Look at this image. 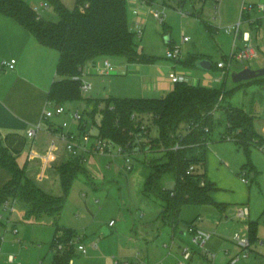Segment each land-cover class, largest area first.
Returning <instances> with one entry per match:
<instances>
[{
	"label": "rangeland",
	"instance_id": "obj_1",
	"mask_svg": "<svg viewBox=\"0 0 264 264\" xmlns=\"http://www.w3.org/2000/svg\"><path fill=\"white\" fill-rule=\"evenodd\" d=\"M25 1L33 6L44 0ZM243 1L127 0L129 24L133 31L139 17L142 16V22L146 24L142 40L135 37L138 47L154 55L155 60L138 63L118 56L96 59L84 66L82 79L91 83L92 88L88 91L81 90L83 97L134 96V91L142 81L140 77L130 75L132 71L142 72L138 66L144 64L146 68L151 67L150 76L155 84L157 76H169L172 66L176 65L180 74L201 77L202 85L213 88L225 86L233 91L223 103L240 107L252 114L254 128L264 136V83L256 80L258 77L240 82H235L232 78L234 71L246 66L264 67V18L259 27L256 24H247L245 20L241 25L243 31L251 32L255 41L262 40L260 56L243 62L234 60L226 77L223 69L217 67V62L231 54L235 37L229 28L239 21ZM62 2L69 9L76 6V0ZM257 2L264 4V0ZM134 9L140 14L135 13ZM43 16L51 21H58L60 18L51 3L49 9L43 10ZM159 16H163L164 20L161 21ZM168 33L172 39L170 44L164 39ZM185 37L188 40L185 41ZM243 44L244 41H237L238 46ZM175 46H182L183 56H186L178 63L167 57V51ZM203 58L212 61L211 69L206 70L197 64L186 63L188 59H195L197 62ZM105 60H110L115 65L109 75L103 74L101 70ZM122 63L128 65L130 73L118 70ZM216 77L223 80L215 81ZM150 80H145L147 87ZM149 95L151 94L147 96ZM61 105H64L66 111L54 114L49 119L60 131L63 128L65 131L78 132L81 119L73 114L79 110L83 114L84 124L86 123L83 132H89L93 138L98 135L96 122L100 121L101 113L96 114V110L103 107L101 102L83 98L66 101ZM214 120L215 127L207 146V158L209 175L215 179L220 177L221 189L217 188L216 195L213 196L226 197L230 202L226 203L225 210L220 209L214 201L186 204L176 224L171 223L169 218L163 221L159 206L146 203L140 196L149 171L144 166L145 159H166L154 144L155 136L158 135L156 126L148 130L150 138L133 137L130 147L138 151L133 158V170L126 168L123 157L118 153V144L112 146L111 153H94L82 160L81 153L72 155L68 152L66 143L60 139L58 133L53 137L45 136V142H48L45 150H38L35 144L34 149L27 155H21L18 162L26 167L27 174L45 191L65 195L63 210L58 218L45 216L43 221L31 222L21 216L23 208L17 202L13 208L5 209L3 206L0 210L3 216L0 219V264H54L56 249L52 248V243L56 223L76 230L75 249L78 252L71 264H118V260L122 264L123 261L131 262L135 258L145 260L148 257L157 264H179L181 257L177 247L184 243L192 244L195 250L191 264H264V148L251 145L247 150L233 135L221 139V132L224 133L227 124L223 109L215 112ZM57 155L62 161H78L84 167L67 192H64L61 184L60 166L55 161ZM217 155L224 159L228 169L219 170ZM253 167L257 170L256 176H253ZM196 168L197 171L204 170L201 164L196 165ZM242 176L248 177L250 182H242ZM157 183L166 188L175 186L170 172L161 173ZM146 195L153 201H161L158 195L149 191V187ZM244 205L250 208V218H236L237 209ZM198 215L194 225L212 234L204 247L193 244L189 232L181 233L189 227L187 221ZM112 219L116 224L110 226ZM251 221L256 224L257 240L253 243L249 256L233 263L231 258L241 251L233 236L236 232H248ZM105 227L111 231L107 233ZM173 233L176 245L169 252V248L163 244L165 241L171 242ZM81 242L87 247L86 253L77 249ZM11 255L14 256L13 260Z\"/></svg>",
	"mask_w": 264,
	"mask_h": 264
},
{
	"label": "trees",
	"instance_id": "obj_2",
	"mask_svg": "<svg viewBox=\"0 0 264 264\" xmlns=\"http://www.w3.org/2000/svg\"><path fill=\"white\" fill-rule=\"evenodd\" d=\"M48 1L59 14L58 21L37 18L25 0H0V12L17 20L41 44L59 51L57 73L60 78L53 82L49 91L51 103L56 105L83 98L98 100L103 104L96 110V114L101 113L100 121L96 122L98 135L124 146H130L134 136L150 138L148 130L157 127L154 144L166 159L149 157L146 160L149 171L143 191L146 194L149 187V191L161 199L164 220L169 218L176 224L184 205L213 202L210 195L213 186L206 180L205 171H197V168L193 172L187 171L191 165L205 167V147L215 127L217 110L223 109L227 123L221 139L233 135L247 150L251 145L264 148V136L254 128L253 115L240 107L223 103L233 94L225 86L213 88L182 81L160 97H83L81 78L89 61L118 56L129 62L148 63L154 61L155 56L139 49L135 32L129 24L127 0H76L73 9L67 8L62 0ZM186 63L196 64V61L188 59ZM77 76L79 78H75ZM256 80L264 83V76ZM222 94V101H219ZM84 121L79 122L80 130L85 129ZM177 143L179 146L174 148ZM0 166L8 168L12 174L0 188V210L6 201L16 200L27 221L40 222L45 216H60L65 195H55L38 185L1 137ZM81 169L84 167L78 161H66L60 165L64 192L70 189ZM168 172L175 180L173 188L157 183L161 173ZM196 219L187 222L194 224ZM249 234L254 243L257 240L256 224L252 221ZM76 237L74 228L55 224L54 264H71L78 252ZM1 243L0 236V246Z\"/></svg>",
	"mask_w": 264,
	"mask_h": 264
},
{
	"label": "crops",
	"instance_id": "obj_3",
	"mask_svg": "<svg viewBox=\"0 0 264 264\" xmlns=\"http://www.w3.org/2000/svg\"><path fill=\"white\" fill-rule=\"evenodd\" d=\"M249 1L251 2H247L246 0H244L243 5L245 3H258L257 1H260V0H249ZM240 4L241 2L239 3V8H240ZM243 5L241 8H243ZM137 14H140V13H137ZM248 15H251L253 18L260 17V14L258 12H252L251 14L249 13ZM138 21L142 22V16L138 18V20L136 21V24ZM246 23L251 24L248 21H246ZM261 24H262V18L258 20L256 25L257 27H259ZM134 28H136V25L134 26ZM145 29H146V24H144V31ZM170 37H171V34H170ZM253 42L254 44L258 45L260 48L262 47V40L255 41L253 39ZM170 43H172V41ZM170 43H167V44H170ZM59 57H60V53L58 50L41 44L36 39V37H34V35H32L17 20L0 12V137L3 143L17 157V160L21 159V155L29 154L31 152V149H34L35 144H37L38 150H42V151L45 150V148L48 145V142L47 143L45 142V139H46L45 136L53 137L57 133L59 134L60 132L58 131L57 126L52 121L50 120L43 121L44 111L50 106L49 104L50 101L48 100L49 91L52 87L53 82L57 80L58 78H60V76L57 73V65H58ZM184 57L186 56H182L180 58L181 60L177 59L174 61L178 63L182 61ZM13 58L16 59L14 68L11 69L8 67H2L1 65L2 60L4 59L10 60ZM95 60L89 61L88 63L85 64V66ZM114 66L115 65L113 64V67L109 71V73H105L104 67H102L101 70L103 71V74L109 75L112 73ZM139 67H141L142 72L140 73L138 71L137 73L135 71L136 72L135 73L132 71V74L130 76L136 77V78L140 77L142 82H141V85L137 87L136 90L134 91L135 95L131 97L164 96L167 94L169 90H171L175 86L174 85L175 83L172 80H170L169 76H163V75L157 76L155 80V84H153L154 80L150 76L151 67L146 68L144 64L142 66H138L137 68ZM118 70H120L121 72L122 71L128 72L129 71L128 65H124L122 63V65H119ZM171 70L178 71L176 65H173ZM146 78L151 79L149 87H147L146 85L147 84L145 82ZM192 78H194L195 81L197 80V83H200L202 80L201 77H198V78L192 77ZM216 78H220V77H216ZM216 78H215V81H218V82L221 81V80H216ZM218 87H221V86H218ZM148 94H151V95L147 96ZM40 121H43V129L38 132L37 136L34 139H30L28 137V129L32 125ZM81 131L83 130H80L79 125H78V132H81ZM210 140H211V136L205 147L206 163H205L204 171L206 173V180L209 183H211V185L213 186V188L210 190V195H211L212 200L215 202V204L219 205L220 209L225 210L226 203H229L230 199L226 197H222L220 195L214 198V196L216 195L215 190L217 188L221 189V187H219L220 177H217L215 179V177L209 175V160L207 158V146ZM37 141L38 143H36ZM53 141H55V139ZM91 155L92 154L86 155V159L88 156H91ZM147 159L148 157L145 159L144 162H146ZM217 159H218L217 162L219 165V170L228 169L227 163L224 161V159L220 155H217ZM55 161L58 163L57 166H60L62 163L69 161V160L64 159L62 161L61 157L57 155ZM144 166H146V163ZM133 168H134V165H133ZM252 171H253V176H256L257 170L253 167ZM11 176L12 174L8 168L0 166V188H2L10 180ZM241 180L245 184H248L250 182V181L245 182L242 179V177H241ZM144 187H145V183L140 190V196L146 201V203L158 205L160 210L162 211L161 201H153L151 198H149L143 191ZM21 216L24 217V210H21ZM198 217L199 215L191 219L190 221L196 218L198 219ZM162 220L165 221L163 218ZM115 224L116 222L114 223V225ZM109 225H110V222H109ZM108 230L109 232L111 231L109 228ZM181 233L189 234L188 228L186 231H182ZM172 240H174V244L171 249L169 248L170 250L169 252H171L174 246L176 245L174 233L172 234L171 242ZM165 243H169V242L165 241L163 244L164 247H166ZM184 244H190V243H184ZM182 245L183 244H179L177 247L180 253V257H181V246ZM134 260H137V258L131 260V262H133ZM145 261L151 264H157L151 261L149 257L146 258Z\"/></svg>",
	"mask_w": 264,
	"mask_h": 264
},
{
	"label": "built area",
	"instance_id": "obj_4",
	"mask_svg": "<svg viewBox=\"0 0 264 264\" xmlns=\"http://www.w3.org/2000/svg\"><path fill=\"white\" fill-rule=\"evenodd\" d=\"M32 8L36 12L37 18H43L44 17L43 10L49 9L50 3L48 0H44V1H41L38 5H33ZM254 11L260 14L259 18H253L251 15H248L247 17V14L249 13L251 14ZM134 12L139 13L137 9H134ZM159 18L161 21L164 20L163 16H159ZM261 18H264V4L245 3L243 5L242 14H241L239 21L229 28L231 31H233L234 37H235L231 54L228 58H225L224 60L217 62V67L223 69L225 76L228 74L230 67L232 66V62L234 60L243 62V61L250 60V59H256L260 56V47L254 44L251 32L248 30L243 31L241 29V25H242L243 20L248 21L251 24H256L258 20ZM134 32H135V35L139 39L142 38L144 34L143 22L141 21L137 22ZM184 40L185 41L188 40V37H185ZM238 40L244 41V44L242 46H238L237 45ZM183 53L184 51H183L182 46H175L174 48L169 49L167 51V57L169 59L177 60L183 56ZM15 63H16L15 58L10 59V60L4 59L2 60L1 65L2 67H8L12 69L14 68ZM112 67H113V64L111 63V61L105 60L104 62L105 73H109ZM169 77L174 83L186 81L189 83L196 84V81L194 78H192L191 76L187 74H180L176 70H171L169 72ZM75 78H79V77L77 76ZM216 80H222V79L216 78ZM81 81H82L81 82L82 91H88L89 89L92 88L91 83L83 80L82 78H81ZM222 98H223V94L220 96L219 101H222ZM49 104L50 106L44 111L43 121L49 120L54 114H61L66 111V108L64 107V105H61V104L52 105L51 102H49ZM73 115L80 118L81 120L83 119V114L79 110H77ZM43 121L37 122L36 124L32 125L28 129V137L30 139H34L37 136L38 132L43 129ZM65 125L66 123L64 124V126ZM61 129H62L61 131L58 129V131H60L59 135H60V138L66 143V149L68 150V152L72 155H77L81 153L83 160L86 159V155L88 154L111 153L112 146L114 144H117V143L112 142L109 139L103 138L100 135H95L93 138V135L90 134L89 132L81 131V132L75 133L71 131H65L63 128ZM118 146H119L118 153L123 157L126 168L128 170H132L133 169V158L137 154L138 151H136V149L131 148L129 145L124 146L122 144H118ZM178 146H179V143H177L176 146H174V148H177ZM195 169H196V166L191 165L187 172L188 173L193 172L195 171ZM244 173L246 172L244 171ZM242 179L245 182H249V179L246 176H242ZM15 202L16 200L6 201V204L4 205L5 209L13 208ZM235 216L236 218H239V219H249V216H250L249 206L244 205V206L239 207L237 209V212L235 213ZM2 217H3L2 214H0V219ZM114 223H115L114 220L110 221L111 226L114 225ZM188 232L191 235V242L199 247H204L206 242L211 237L210 232L206 231L205 229L199 228L194 224L189 225ZM233 239L235 240L237 245L241 248L240 253H237L235 256L231 258V261L233 263H236L242 257L249 256L253 242L251 240L249 231L245 233L236 232L233 236ZM261 243H263L262 240H261ZM173 244H174V240H172V242L165 243V246L171 249ZM77 249L83 253L87 252V247L83 243H79L77 245ZM194 252L195 250L192 244H183L181 246V259L179 261V264H190L193 258ZM13 259H14V256L11 255V260ZM118 263H121V262L118 260ZM122 264H151V263L145 260L137 259L133 262L123 261Z\"/></svg>",
	"mask_w": 264,
	"mask_h": 264
},
{
	"label": "water",
	"instance_id": "obj_5",
	"mask_svg": "<svg viewBox=\"0 0 264 264\" xmlns=\"http://www.w3.org/2000/svg\"><path fill=\"white\" fill-rule=\"evenodd\" d=\"M164 39L166 43H170L172 41L170 33L165 35ZM196 64L206 70L211 69L213 66L212 61L207 58L199 59ZM261 76H264V67L252 68L251 66H246L243 69L232 73V78L235 82L250 80ZM105 230L109 233L108 228H105Z\"/></svg>",
	"mask_w": 264,
	"mask_h": 264
}]
</instances>
